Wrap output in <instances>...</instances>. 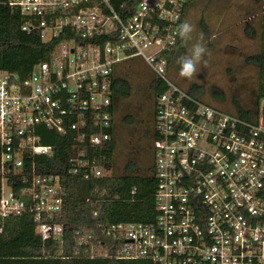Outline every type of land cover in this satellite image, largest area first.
<instances>
[{
	"label": "built area",
	"instance_id": "obj_1",
	"mask_svg": "<svg viewBox=\"0 0 264 264\" xmlns=\"http://www.w3.org/2000/svg\"><path fill=\"white\" fill-rule=\"evenodd\" d=\"M189 1L139 0L131 13L125 0L0 3L19 13L21 32L57 41L24 77L0 70L1 220L28 214L43 241L62 246L63 229L54 222L62 179L35 170L36 157L53 156L39 129L72 134L71 172L108 176L102 149L110 139L112 75L117 65L138 59L166 85L156 97L152 129L155 216L98 226L114 256L91 233L76 235V244L89 249L80 256L264 264V99L241 118L167 79V56Z\"/></svg>",
	"mask_w": 264,
	"mask_h": 264
},
{
	"label": "trees",
	"instance_id": "obj_2",
	"mask_svg": "<svg viewBox=\"0 0 264 264\" xmlns=\"http://www.w3.org/2000/svg\"><path fill=\"white\" fill-rule=\"evenodd\" d=\"M5 1L0 0V3ZM138 1L125 0L130 7V13L133 12ZM195 1L190 0L186 4L180 24L183 23L189 6ZM260 1L262 12L259 13L261 15H259L261 21L259 39L262 44L258 53L246 58L247 63L256 69L255 89L251 91L253 109L260 100L264 99V0ZM21 22L19 13L0 5V70L24 77L35 65L47 59L48 53L57 41L43 43L36 34L21 32L19 30ZM245 33L250 38L255 37V29L250 26L245 28ZM182 49L183 40L178 36L176 44L167 56V69L180 55L177 53ZM121 65L123 64L115 67L112 75L110 139L102 149L111 174L94 178L84 177L80 172H71L69 161L73 156L72 134L62 136L55 131L39 129L41 143L53 148V156L36 157L35 170L39 175L57 174L62 179L64 191L62 207L60 214L54 217V222L59 223L63 229L62 246L50 240L43 241L35 232V224L28 214L0 219V264H150L146 260L126 261L114 258L81 257L85 250L88 254V246H78L75 242L76 235L91 233L94 237L92 242H103L108 246V252L114 256L115 247L112 246V241L99 234L98 226L119 222L148 223L155 216L152 152L151 163L146 170H142L136 162L130 161L121 172H117L114 164L117 146L115 119L118 104L130 95L128 83L119 71ZM119 72L120 74H117ZM145 83L142 88L143 99L144 104L148 102L150 105L151 120L150 129L146 131V134H150L154 125L156 97L165 91L166 85L150 73ZM233 107L235 115L246 119L253 110L242 107L239 102H235ZM89 151L91 155L93 150L89 149Z\"/></svg>",
	"mask_w": 264,
	"mask_h": 264
},
{
	"label": "rangeland",
	"instance_id": "obj_3",
	"mask_svg": "<svg viewBox=\"0 0 264 264\" xmlns=\"http://www.w3.org/2000/svg\"><path fill=\"white\" fill-rule=\"evenodd\" d=\"M261 12L260 0H196L183 19V23L193 26V31L190 39L183 41V49L177 53L180 55L169 65L167 79L201 102L230 114H234L235 102L253 109L251 91L255 89L256 69L246 58L258 53L262 44ZM247 26L255 29L254 38L245 33ZM197 43L207 52L197 64L196 73L191 78L182 77L179 60L189 55ZM119 71L128 83L130 95L118 104L114 164L117 172L130 161L146 170L151 163L153 137L152 132L146 134L151 126L150 105L144 104L142 88L149 71L138 59L124 63Z\"/></svg>",
	"mask_w": 264,
	"mask_h": 264
},
{
	"label": "clouds",
	"instance_id": "obj_4",
	"mask_svg": "<svg viewBox=\"0 0 264 264\" xmlns=\"http://www.w3.org/2000/svg\"><path fill=\"white\" fill-rule=\"evenodd\" d=\"M177 35L186 41L190 39V34L193 31V26L187 22L181 23L177 26ZM207 49L200 43L193 45L190 54L182 56L179 60L181 65L180 76L191 78L196 73V66L201 62Z\"/></svg>",
	"mask_w": 264,
	"mask_h": 264
},
{
	"label": "flooded vegetation",
	"instance_id": "obj_5",
	"mask_svg": "<svg viewBox=\"0 0 264 264\" xmlns=\"http://www.w3.org/2000/svg\"><path fill=\"white\" fill-rule=\"evenodd\" d=\"M150 132V131H149ZM152 132V131H151Z\"/></svg>",
	"mask_w": 264,
	"mask_h": 264
}]
</instances>
